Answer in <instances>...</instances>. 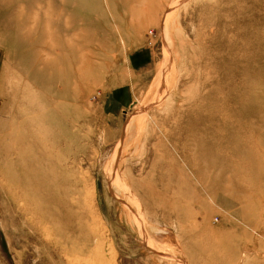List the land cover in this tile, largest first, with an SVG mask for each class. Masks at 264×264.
I'll return each instance as SVG.
<instances>
[{"label":"rangeland","instance_id":"obj_1","mask_svg":"<svg viewBox=\"0 0 264 264\" xmlns=\"http://www.w3.org/2000/svg\"><path fill=\"white\" fill-rule=\"evenodd\" d=\"M100 262L264 264V0H0V264Z\"/></svg>","mask_w":264,"mask_h":264},{"label":"bare ground","instance_id":"obj_2","mask_svg":"<svg viewBox=\"0 0 264 264\" xmlns=\"http://www.w3.org/2000/svg\"><path fill=\"white\" fill-rule=\"evenodd\" d=\"M37 177H39V176H37ZM58 183L60 184V181L54 177H51L50 181L47 180V183L45 182L44 184L38 183L36 181L32 182V209H33L32 215H34L35 218H34V216H32V217L35 220L38 221V220L47 219L48 225L54 223V221L62 222V224H63V222L69 221L68 219L70 218V215H69L70 211L68 210V206L70 208V204H68V203L74 204V201L68 199V195L70 193L69 192L70 190L68 188L60 189ZM119 184H121V183H119ZM79 208H80V206H78V211H79ZM163 232H165V231H163ZM163 236L157 235L156 241L158 240L161 243L164 242L163 239L165 238V236H164V238H161ZM170 238H171V240L168 242L169 246L176 248L177 247V241L175 240V238H172V237H170ZM153 241L155 242L154 239H153ZM151 244H152V241H151ZM160 247L162 248V246H159L158 249ZM162 253H165V252H162ZM103 263H105V262H103ZM103 263H101V264H103Z\"/></svg>","mask_w":264,"mask_h":264}]
</instances>
